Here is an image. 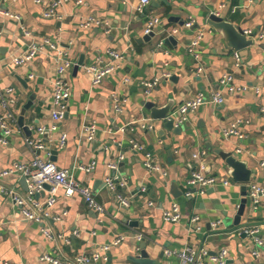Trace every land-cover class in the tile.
<instances>
[{
	"label": "crops",
	"instance_id": "1",
	"mask_svg": "<svg viewBox=\"0 0 264 264\" xmlns=\"http://www.w3.org/2000/svg\"><path fill=\"white\" fill-rule=\"evenodd\" d=\"M140 3L61 0L56 8L58 17L45 18L46 6L34 0H0V11L20 17L19 22L0 14V88L14 89L17 97L15 131L7 146L0 144V260L49 264L41 262L40 256L48 253L72 260L82 254L101 253L108 264H136L132 258L144 249L157 264H181L176 252L192 247L208 250L211 255L226 248L232 264H264V247L242 231L259 227L264 239V194L257 205L249 197L250 185L264 188V38H260L264 35V0H152L142 11ZM210 13L244 33L252 31L253 37L245 35L253 44L241 51L232 50L223 35L208 25ZM90 18L98 24L84 28ZM152 18H159L161 23L155 27L154 37L145 41V28ZM190 21L191 28L186 26ZM199 30L205 31V37L191 53L190 42ZM45 40L56 48L46 45ZM33 44L39 49L36 57L28 64L15 65L13 58L25 54ZM113 50L122 54L117 71L94 85L84 66L107 62V53ZM64 60L74 63L66 73L72 87L68 112L58 130L44 136L47 151L37 152L27 140H36L40 127L53 124L52 85ZM80 61L83 64L75 70ZM226 74L233 75L236 86L251 89L230 92L221 85ZM156 79L158 83L148 90L144 83ZM252 87H258L260 93ZM215 91H222L225 102L203 105L183 124L174 121L180 130L167 129L164 121L153 119L146 107L147 103H154L158 109L169 105V117L182 102ZM29 102L32 104L24 115L27 133L19 118ZM115 102L122 111H115ZM238 118L244 121V137L225 138L224 130ZM143 120H151L154 130L141 128ZM91 122L98 130L95 140L88 142L83 128ZM60 133L67 134L62 148L58 146ZM133 144L140 145L141 150ZM220 152L236 155L255 171V178L245 184L247 191L244 184L232 180ZM147 154L161 170L145 166ZM195 154L200 156L194 158ZM37 156L69 169L92 190L104 211L92 210L81 195L67 198L59 190L56 204L45 209L50 218L45 217L43 223L24 220L21 208L4 190L26 195L27 184L21 175L1 173ZM93 161L96 166L92 173L80 170ZM109 163L117 164V175L126 182L124 187L118 185L117 192L129 199L128 207L119 205L105 185L113 174ZM202 168L206 174L229 179L231 184L199 193L187 181L193 171ZM47 190L38 193L36 200L44 201ZM243 199L247 203L236 226L234 219ZM148 201L154 206L149 207ZM173 203L183 214L179 223L166 222L162 217ZM194 216L200 217V231L191 223ZM219 221L222 225L214 228ZM44 227L51 229L54 238L43 233ZM121 236L125 239L115 245ZM105 246L110 247L107 252L102 250Z\"/></svg>",
	"mask_w": 264,
	"mask_h": 264
},
{
	"label": "built area",
	"instance_id": "2",
	"mask_svg": "<svg viewBox=\"0 0 264 264\" xmlns=\"http://www.w3.org/2000/svg\"><path fill=\"white\" fill-rule=\"evenodd\" d=\"M152 0H141L139 10H144V8L151 3ZM36 4L45 5L46 9L43 13L45 18L58 17L56 8L61 4V0H34ZM0 14L8 16L15 21L20 22V17L17 14H12L6 11H0ZM93 23H97L94 19L90 18L83 24L84 28H88ZM161 23L159 18H152L145 28V34L149 35L155 31ZM187 27H193V21H190L186 24ZM25 33L29 35V32L26 30ZM246 35L254 36L252 31H246ZM205 37V31L199 30L193 39L190 42L189 48L190 52L194 53L197 47L201 44ZM260 38H264V35H260ZM45 44L50 46L52 49H55V45L50 40H45ZM38 47L32 45L25 54H22L18 57L13 58V63L17 66H22L30 63L38 53ZM108 61L103 62L99 61L90 65L84 66V72L89 75L92 79L94 85L102 83V81L113 75L119 66V62L122 60V54L118 51H108ZM236 58L238 54H235ZM74 63L70 60H64L58 67L56 72V78L53 81L52 85V101H51V110L50 116L52 118L53 124L50 128L40 127L37 133L36 140H27L28 144L33 147L37 152L47 151L48 147L44 141V136L47 132L57 131L58 124L62 122L67 115L69 108V100L72 93V87L70 82L66 77V73L69 68H71ZM201 71V69H199ZM168 74H164V77H167ZM30 78H34V75H30ZM159 79H156L152 83H144L147 89H152V86L157 84ZM221 85L229 90L230 92L237 91H248V86L238 87L234 84L233 75L226 74L221 79ZM256 93H260L258 87H252ZM17 97L15 95L14 89L0 88V144L2 146H7L9 144L10 138L12 137L14 129V112L13 109L16 105ZM225 102L222 91H215L210 94L199 93L195 98L186 100L182 102L177 109L171 113L168 117L169 120H173L177 125L183 124L187 121L190 114L196 112L200 107L206 104H215L222 105ZM114 109L116 112L122 111L119 103L115 102ZM135 125L136 122H133L132 125ZM244 124V121L240 118L236 119L224 130L225 138H242L241 127ZM133 125V126H134ZM140 127L147 130H154L155 126L151 120H143L139 123ZM98 127L95 122L85 124L83 128V137L86 141L92 142L95 140ZM67 143V134L60 133L58 146L60 148L64 147ZM133 147L137 150H141V146L138 144H133ZM205 153L202 152L201 155ZM200 155L195 154L194 158H198ZM123 159V155H120ZM150 154L146 155L145 166L151 170H161L157 165L152 163ZM96 162H91L87 166H81L80 170L90 174L95 169ZM109 169L113 172L112 175L108 176L105 180L106 187L115 194L117 203L121 206L128 207L129 199L117 192L118 185L124 187L126 182L123 178L117 175L118 166L116 163H109ZM11 174H18L25 178L27 184V193L26 195H20L15 190H4L6 194L12 199L13 203L16 206L21 208L22 217L24 220L43 223L44 218L51 216L49 213L45 212V209H51L57 202L58 192L62 190L65 197L72 198L75 195H81L87 205L94 211L103 212L104 208L96 201L95 195L92 190L81 183L75 178L73 173L69 169L61 168L56 163L49 159H43L39 156L35 157L31 162H18L15 163L11 168L3 171L1 176H9ZM187 184L190 188L196 189L199 193L203 194L206 190L214 188L217 186H229L231 184L229 179L220 178L216 175L206 174L202 169L193 171L190 178L187 181ZM46 185L49 186L48 196L44 201L36 200V195L41 191L46 189ZM264 194V188L257 184H252L249 186V197L254 204H259L261 197ZM147 205L149 207L154 206L153 201H148ZM163 220L169 223H179L183 219V214L180 206L177 203H173L168 209H165L162 214ZM59 219V218H57ZM191 223L195 225V230L200 231L201 220L199 216H194L191 219ZM222 223H214V228H219ZM43 233L48 238H54L53 233L50 228L44 227ZM245 234L253 239V241L264 247V239L261 237V232L259 227L250 226L242 230ZM125 237H119L114 244L117 245L121 243ZM141 239V237H139ZM109 246L102 248L104 252L109 250ZM259 252L254 251L253 255L257 258L259 257ZM176 256L179 258L181 264H232L229 262V251L226 248H222L217 253L211 255L208 250L201 249L196 250L192 247H187L184 250L176 252ZM40 261L43 263L49 264H108L106 262V257L101 253H95L92 255H78L72 260H64L58 256L45 253L40 256ZM0 264H9L7 261L0 260Z\"/></svg>",
	"mask_w": 264,
	"mask_h": 264
},
{
	"label": "water",
	"instance_id": "3",
	"mask_svg": "<svg viewBox=\"0 0 264 264\" xmlns=\"http://www.w3.org/2000/svg\"><path fill=\"white\" fill-rule=\"evenodd\" d=\"M172 20H176V19H172ZM207 23L216 32L221 33L223 35L227 45L234 51H241L247 47H250L253 44V39L248 38L240 27L229 22L223 17L210 13L207 17ZM154 34L155 33L153 32L149 35H145L143 40L149 41L152 37H154ZM168 40L175 41L174 38L172 37H169ZM82 64L83 62L80 61L79 64L75 67V70H78L79 66ZM31 104L32 103L29 102L24 107L21 113V117L19 118V125L25 131H27V133H29L28 131L29 129L25 125L24 115L26 113V110L30 108ZM146 107L150 109L153 119L164 121V126L167 129H174V130L181 129V127H175L174 121L169 120L167 118L168 113L170 112L171 109L169 105L161 109H158L154 103H147ZM219 156L228 166L232 180L237 183L244 184L243 190L247 191V186L245 184L250 183L252 178H255V171L250 169L245 162L239 160L237 156L232 153L220 152ZM22 181L23 183H25L26 182L25 178H23ZM46 189H49L48 185H46ZM244 195L246 196L247 194L245 193ZM246 203H247V199H243L239 207L238 213L234 219V224L236 226L240 224ZM132 261L135 262L136 264H157L155 260L150 259L149 255L146 253V251H144V249L139 256L133 257Z\"/></svg>",
	"mask_w": 264,
	"mask_h": 264
}]
</instances>
